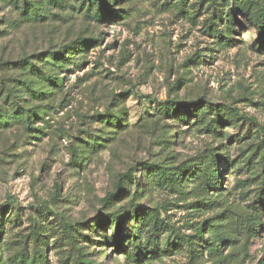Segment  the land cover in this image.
<instances>
[{"label":"rangeland","instance_id":"1","mask_svg":"<svg viewBox=\"0 0 264 264\" xmlns=\"http://www.w3.org/2000/svg\"><path fill=\"white\" fill-rule=\"evenodd\" d=\"M28 1L37 16L0 0V80L15 89L2 98L0 264H264V34L243 0H107L102 20L94 0ZM175 103L239 115L213 133L165 115ZM212 155L222 190L206 194L197 171ZM258 214L248 235L240 220ZM213 235L232 238L227 260ZM139 245L133 263L123 252Z\"/></svg>","mask_w":264,"mask_h":264},{"label":"trees","instance_id":"2","mask_svg":"<svg viewBox=\"0 0 264 264\" xmlns=\"http://www.w3.org/2000/svg\"><path fill=\"white\" fill-rule=\"evenodd\" d=\"M12 5L19 10H22L25 12V14H33V16H37L38 13H36L35 7L28 1V0H9ZM226 1V0H224ZM85 1H82L81 5H84ZM237 12H241L242 14H245L246 16H249V20L257 27L258 30H260V33L264 34V0H243V5L241 8L236 9ZM87 12H92L96 18V20H102L109 15L110 8L108 6L107 0H94L93 3H90L89 8ZM231 16V18L236 19V15ZM233 19L231 23L228 21L227 23V29H226V35L228 37V40H231V36L235 34V24L233 23ZM216 34L219 39H222V32L217 30ZM81 43V44H80ZM80 45H87L89 44L88 41L82 40L80 41ZM77 44V43H76ZM17 64L21 68L24 69L25 72L27 73H34L37 72V68L34 64H32L28 59H23L19 61ZM51 81V80H49ZM28 89V92L31 93L33 90L30 86H26ZM18 90V89H17ZM34 91V90H33ZM15 92V89L10 87L6 81L0 80V142L2 141V136L6 132V125L9 124V122L6 119V113L4 111V108L2 106L3 100L2 98H8V97H13V93ZM23 92V91H21ZM35 92V91H34ZM195 105V104H194ZM28 111V110H26ZM162 111L164 112L165 115L170 116V113L172 111H184V116L185 117H194L193 119L195 122L199 123L202 127H204L206 130L209 132L213 133H220L222 131V125L228 123V124H236L234 123L235 119L239 114L232 115L231 111L228 109H223L222 107H213L211 105H200V107H194L192 106L189 107L187 105H182L175 103L173 107H170L168 105L162 106ZM30 115V110L28 111ZM17 115L18 113L15 112ZM29 115H26V122L27 124L30 122V117ZM115 120V123H119L118 119L113 117ZM181 120V119H180ZM117 121V122H116ZM237 121V119H236ZM1 145V143H0ZM201 166V167H200ZM199 172V179H200V188L206 193L209 194L208 192H219L222 190L221 187V167H220V158L217 155H212L209 160L206 161H201L199 166H198V171ZM207 191V192H206ZM113 196L109 195L107 199H112ZM139 212V210L137 211ZM226 213V212H225ZM224 215V214H223ZM229 218V217H228ZM230 220V218L228 219ZM258 220H260V215H253L248 221L240 220L242 222V226L245 228L246 232L248 235L256 234L257 233V228H258ZM122 218H118L114 220L115 223V230L116 232L119 233V231L122 228L121 225ZM98 225H102V222H99ZM212 227V225H211ZM156 228V225L154 226ZM197 238L204 242L205 245H208L210 241L205 239V230L203 227H200L197 230L196 233ZM119 238V237H118ZM213 240L211 243H213L215 249L211 250L213 253L219 254V257H223L224 260L228 259V256H224L221 253V247L225 245L228 242H232V238L228 237H222V236H217L213 235L211 237ZM118 240V239H117ZM116 240V241H117ZM158 238H153L152 242H157ZM42 239L40 238L39 242H41ZM38 242V241H37ZM119 246L118 249L122 250L120 248L119 241L116 242ZM184 245L193 248L195 243L192 240H186L183 239ZM156 246L150 247V245H147L145 247V250L148 253H157L159 249ZM139 250V251H137ZM127 259L131 260L133 263H139L142 260L143 256H146L144 254V250L142 249V246L139 245V247L135 246L133 249H126L123 252ZM39 260L37 261L39 264L43 263V256L41 254L38 255ZM81 264H93V262L89 260H82Z\"/></svg>","mask_w":264,"mask_h":264}]
</instances>
